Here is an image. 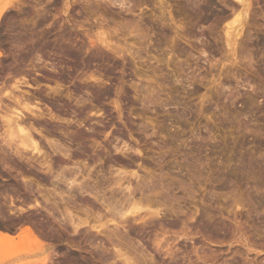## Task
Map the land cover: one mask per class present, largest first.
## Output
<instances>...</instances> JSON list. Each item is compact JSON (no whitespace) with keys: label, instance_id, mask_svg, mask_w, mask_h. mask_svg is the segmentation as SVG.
<instances>
[{"label":"rangeland","instance_id":"374dc122","mask_svg":"<svg viewBox=\"0 0 264 264\" xmlns=\"http://www.w3.org/2000/svg\"><path fill=\"white\" fill-rule=\"evenodd\" d=\"M86 1L84 4L83 0H70L76 3L75 8L71 4L73 10L70 9L69 4L67 10L64 0H34L35 4L33 0H0V9L9 6L8 15L0 17V72L8 77L0 85V102L5 107L8 105V110L0 105L8 113L3 110L0 115L26 116V97L20 98V92H33L23 84L26 63L31 61L38 69L36 73L48 75L45 81L29 71L39 81L40 91L45 94L49 88H56L58 94L44 97L40 109L46 112L50 107L53 114L62 116V122L66 120L60 123L63 127L69 121V127L64 130L61 127V131L57 124L56 137L58 142L61 140L62 152L68 150L65 153L70 155L67 170L73 171L78 183L87 182L90 189L88 193L77 194L71 202H66V198L64 203L55 196L57 190L50 194L53 185L48 182L23 183L20 177L26 176V165L16 163L11 170L17 172H13L0 164L3 169L0 170V232L13 237L12 242L0 245V264H27L26 261L31 264L33 259L50 254L56 259L52 264L73 261V264H86L90 259L86 258L88 252H93V248L81 244L86 252L79 251L63 238H52L62 222L67 220L63 224H68L71 217L75 222L86 223L79 232L89 231L92 235H88L96 238L95 248L109 257L107 264H264V0H247L246 27L232 49L227 47L224 37L225 22L231 19L232 8L237 6L232 0H206L214 4L206 15L197 11L188 13L183 0ZM42 9L51 12L45 16L47 21L40 17L45 15ZM31 21L35 26L30 25ZM29 28L35 35L33 43L27 41ZM103 33L106 41L110 36L113 39L108 41L111 50L98 42L103 39ZM69 39L71 42L66 43ZM92 41L95 47L90 51ZM31 45L37 54L26 59ZM81 46L91 48L83 50ZM100 50L106 51L105 57L99 55ZM118 51H123V58L120 54L113 55ZM37 55L45 60L46 68L36 62ZM50 63L56 64L57 75L49 72ZM21 70L25 71L24 75ZM76 120H80L79 126ZM14 136L19 137H16L19 146L26 144L20 143V134ZM114 147H123L122 154L115 152ZM117 158L127 161V166L121 167ZM8 165L12 166V162ZM17 166L21 168L17 170ZM119 171L126 173L121 175L124 178L121 188L127 181L131 190L140 187V192L137 188L134 193L136 199L141 198L137 199L142 208L139 215L145 216L147 207L151 212L158 211V215L150 219L146 215L143 221L135 223L127 219L126 223L129 215L117 227L108 223L109 231L92 230V225H98L96 220L107 213L106 204L101 203H107L111 191L116 190H108L104 180ZM12 174L13 178L18 176L16 182ZM26 196L40 201L45 210L39 211L43 228L36 227L43 242L38 247L47 250L44 254H30L27 250L33 248L27 249L28 241L21 237L28 215L33 213L31 208L27 210L33 199L28 201ZM42 197L54 203L47 205ZM116 250L125 254L128 262L117 259ZM70 255H80L82 262L75 257L68 260ZM89 263L100 264L92 260Z\"/></svg>","mask_w":264,"mask_h":264},{"label":"bare ground","instance_id":"6f19581e","mask_svg":"<svg viewBox=\"0 0 264 264\" xmlns=\"http://www.w3.org/2000/svg\"><path fill=\"white\" fill-rule=\"evenodd\" d=\"M58 1V0H57ZM70 0H64V3H63V5H64V9H67L68 7H69V4H70V6H71V4L72 3H70L69 2ZM84 1V4H86L85 3V0H83ZM88 1V0H87ZM86 1V2H87ZM233 1V3L234 4H236L237 6L236 7H233L232 8V14H231V19L229 20V21H227V22H225V24H226V29H225V36L224 37H226L225 39H226V42L225 43H227V47L229 48L230 47V49H232V47H234L235 46V43L236 42H238L237 41V39L236 38H238V37H240V35H242L241 33H242V31H244L243 29H244V26L246 27V17H247V13H248V11H249V3H247L248 1L247 0H232ZM19 2V1H18ZM33 2H34V0H33ZM75 2H76V0H75ZM79 2V1H78ZM77 2V3H78ZM89 2V1H88ZM183 2V7L186 9H184L185 11H187L188 13H193V12H196L197 11V13L198 12H201V14H203L204 13V15H206L205 13H207V12H209L211 9H212V7H213V3L212 2H209V1H206V0H183L182 1ZM34 4H35V2H34ZM33 4V5H34ZM38 4V3H37ZM36 4V5H37ZM47 4V3H46ZM52 4H54V3H52ZM59 4V3H58ZM76 4V3H75ZM75 4L73 3L72 4V6L74 7L75 6ZM213 4V5H212ZM18 5H19V3H18ZM62 5V4H61ZM88 5V4H87ZM89 5H90V3H89ZM231 5H233V4H231ZM14 6V5H13ZM13 6H12V8H13ZM21 6V5H20ZM27 6V5H26ZM31 6V5H30ZM40 6V5H39ZM53 6V5H52ZM71 6V8L70 9H72L73 10V7ZM86 6V5H85ZM235 6V5H234ZM17 7V6H16ZM58 7V6H57ZM84 7V6H83ZM19 8V7H18ZM17 8V9H18ZM49 8V7H48ZM47 8V9H48ZM75 8V7H74ZM215 8V7H214ZM7 9H9V6H4V7H1V9H0V17L4 14L5 15V13H6V15H8L7 14ZM11 9V8H10ZM16 9V10H17ZM34 9V8H33ZM32 9V10H33ZM47 9H45V10H47ZM51 9H52V7H51ZM89 9V8H88ZM44 9H42V11L44 12H42L41 10H39V11H41V13H43V14H45V15H43V16H40V17H44V20L45 21H47L45 18V16L47 15V14H49L50 15V13H48L49 12V10H47V11H45ZM56 10V9H55ZM68 10V9H67ZM213 10V9H212ZM12 11H15L14 9L12 10ZM20 11V10H19ZM35 11V10H34ZM215 11V10H214ZM9 12V11H8ZM69 12H70V10H69ZM72 12V11H71ZM86 12H87V10H86ZM31 13V12H30ZM11 14V13H10ZM39 14H40V12H39ZM58 14V13H57ZM86 14V13H85ZM89 14V13H88ZM87 14V15H88ZM211 14H214V13H211ZM3 15V16H4ZM6 15H5V17H6ZM15 15V14H14ZM27 15V14H26ZM36 15V14H35ZM38 15V14H37ZM36 15V16H37ZM41 15V14H40ZM55 15V14H54ZM67 15V14H66ZM74 15V14H73ZM36 16H35V18H36ZM61 16V15H60ZM68 16V15H67ZM91 16V15H90ZM12 17H13V15H12ZM15 17V16H14ZM27 17V16H26ZM31 17V16H30ZM89 17V16H88ZM227 17H230V15L229 16H227ZM227 17H225V19L227 18ZM9 18V17H8ZM52 18H53V16H52ZM56 18H58L57 16H56ZM69 18V17H68ZM2 19H3V17H2ZM42 18H40V20H41ZM53 19H55V17L53 18ZM51 20V22H53V21H55V20ZM70 19V18H69ZM87 19V18H86ZM9 20H10V18H9ZM26 20V19H25ZM29 20H33V22H34V19H29ZM89 20V19H88ZM14 21V20H13ZM12 21V22H13ZM19 21H20V19H19ZM22 21V20H21ZM45 21H43V23L45 22ZM62 21V20H61ZM60 21V22H61ZM67 21V20H66ZM5 22V21H4ZM22 22H24V19H23V21ZM27 22V21H26ZM32 22V21H31ZM30 22V23H31ZM29 23L30 25H32V26H35L34 25V23ZM37 22V21H36ZM35 22V23H36ZM49 22V21H48ZM59 22V23H60ZM63 23H64V20L62 21ZM73 22V21H72ZM71 22V23H72ZM38 23V22H37ZM36 23V24H37ZM74 23V22H73ZM15 24H16V22H15ZM22 24V23H21ZM25 24V23H24ZM62 24V23H61ZM97 24V23H96ZM98 24H100V23H98ZM50 25V24H49ZM55 25V24H54ZM60 25V24H59ZM63 25V24H62ZM64 25H65V23H64ZM64 25H63V27H64ZM72 25H74V24H72ZM72 25H71V27H72ZM9 26V25H8ZM41 26H43V25H41ZM56 26V25H55ZM54 26V27H55ZM58 26V25H57ZM75 26V25H74ZM14 27V26H13ZM17 27V26H16ZM96 27V26H95ZM99 27V26H98ZM101 27V26H100ZM104 27V26H103ZM8 28V27H7ZM39 28V27H38ZM60 28V27H59ZM22 29V28H21ZM32 29V28H31ZM37 29V28H36ZM53 29V28H52ZM104 29V28H103ZM106 29V28H105ZM224 29H222V30H224ZM15 30V29H14ZM13 30V31H14ZM26 30H27V28H26ZM33 30V29H32ZM70 30V29H69ZM18 31V30H17ZM57 31V30H56ZM63 31V30H62ZM104 32H106L105 30H103ZM30 32H31V35H30ZM44 32V31H43ZM54 32V31H53ZM59 32V31H58ZM0 33H2V32H0ZM25 33H27L26 31H25ZM34 33H36V32H34ZM63 33V32H62ZM224 33V32H223ZM17 34V33H16ZM57 34V33H56ZM69 34H70V32H69ZM68 34V35H69ZM8 35V34H7ZM22 35V34H21ZM30 37H29V36ZM28 35H27V41L29 40L31 43H33V33H32V31H30V28H29V30H28ZM48 35H50V34H48ZM54 35V34H53ZM66 35V34H65ZM102 36H103V39H99L98 40V38H97V40H98V42H100V45H102L104 48H108L109 50H111L112 49V46H108V41H110V39H112V37L110 36V39H108V41H106V39H104V33L103 34H101ZM106 35H110V34H108L107 32H106ZM106 35H105V37H106ZM35 36V35H34ZM62 36V35H61ZM107 36V37H108ZM114 36V35H113ZM21 37V36H20ZM39 37V36H38ZM37 37V38H38ZM41 37V36H40ZM69 37H71L70 35H69ZM68 37V38H69ZM106 37V38H107ZM13 38H14V36H13ZM23 38H25V36L23 37ZM43 38V37H42ZM48 38V37H47ZM109 38V37H108ZM16 39H17V37H16ZM36 39V38H35ZM46 39V38H45ZM63 39V38H62ZM64 39H66L67 40V38H64ZM73 39V38H72ZM24 40V39H23ZM38 40H39V38H38ZM42 40V39H41ZM65 40V41H66ZM71 39H69L66 43H68L69 41H70ZM90 40V39H89ZM113 40V39H112ZM40 41V40H39ZM63 41V40H62ZM64 41V42H65ZM91 41V40H90ZM89 41V42H90ZM26 42V41H25ZM45 42V41H44ZM71 42V41H70ZM73 42H74V39H73ZM93 42V43H92ZM89 45L90 46H92V48L91 47H89V46H87L88 47V49H90V51L95 47V42L94 41H92ZM114 42V41H113ZM10 43V42H9ZM24 43V42H23ZM28 43V42H27ZM46 43V42H45ZM52 43V42H51ZM47 44V43H46ZM55 44V43H54ZM64 44V43H63ZM76 44H77V42H76ZM92 44H94V46L92 45ZM97 44H99V43H97ZM110 44V43H109ZM114 45H115V43H113ZM17 45V44H16ZM77 45H79V44H77ZM237 45V44H236ZM41 46V45H40ZM80 46V45H79ZM83 46V45H82ZM81 46V48L84 50L85 48H87V47H82ZM19 47V46H18ZM73 47V46H72ZM78 47V46H77ZM14 48V47H13ZM25 48V47H24ZM66 48V47H65ZM80 48V49H81ZM15 49V48H14ZM17 49V48H16ZM19 49V48H18ZM30 50H28V53H27V55H26V59L27 58H30L32 55H34V57L33 58H35V55L37 54V53H35V49H34V47L31 45V47L29 48ZM46 49V48H45ZM75 49H76V47H75ZM78 49V48H77ZM76 49V50H77ZM101 49V48H100ZM103 49V48H102ZM118 49H121V48H118ZM123 49V48H122ZM262 49H264V47L262 48ZM9 50V49H8ZM37 50V52H38V49H36ZM61 50V49H60ZM67 49H65V51H66ZM79 50V49H78ZM95 50V49H94ZM109 50L107 51V52H109ZM114 50H116L117 51V49H114ZM64 51V52H65ZM98 50L96 49V52H97ZM105 51V50H104ZM103 51V52H104ZM4 52V51H3ZM22 52V51H21ZM77 52V51H76ZM101 50L99 51V55L101 54L102 56H104L105 57V53H103V52H101ZM106 52V51H105ZM234 52V50L232 51V53ZM1 53V52H0ZM17 53V52H16ZM25 53H26V51H25ZM60 53V52H59ZM74 53V52H73ZM120 54V56H122V54L121 53H123V51L122 52H120V51H118V52H114L113 53V55L114 54ZM11 54V53H10ZM15 54V53H14ZM22 54V53H21ZM58 54V53H57ZM62 54V53H61ZM92 54V53H91ZM95 54V53H94ZM94 54H92V55H94ZM104 54V55H103ZM236 54V53H235ZM234 54V55H235ZM2 55H4V54H2ZM1 55V57H3ZM6 55V54H5ZM43 55V54H42ZM98 54H97V57L99 56ZM112 55V56H113ZM117 55V56H118ZM123 55H124V53H123ZM17 56V55H16ZM38 57H36V62H38V63H43V67H45L46 66V63L44 62L45 60H41V57H39V55H37ZM56 56V55H55ZM95 56H96V54H95ZM116 56V57H117ZM227 56H229V54L227 55ZM232 56V55H231ZM230 56V57H231ZM236 56V55H235ZM15 57V56H14ZM21 57V56H20ZM108 57V56H107ZM110 57V56H109ZM124 56H122L121 58H123ZM19 58V57H18ZM99 58V57H98ZM101 58V57H100ZM115 58V57H114ZM120 58V59H121ZM232 58H233V56H232ZM16 59V58H15ZM109 59V58H108ZM124 59H126V58H124ZM235 59V58H234ZM51 60V59H50ZM56 60V59H55ZM6 61V60H5ZM19 61V60H18ZM26 61H28V60H26ZM52 61V60H51ZM105 61V60H104ZM10 62V61H9ZM17 62V61H16ZM122 62H124V61H122ZM126 62V61H125ZM236 62V61H235ZM11 64V63H10ZM14 64H16V63H14ZM18 64H20V63H18ZM25 64V63H24ZM51 64V65H50ZM49 65H50V68H48L50 71L49 72H51V73H53L54 75H57L58 73H57V68L54 66V65H56V64H52V63H50ZM7 66V65H6ZM11 66V65H10ZM9 66V67H10ZM12 67V66H11ZM58 67H60V66H58ZM36 67L33 65V63L31 62V61H28L27 63H26V83H23V84H25V86H26V88L27 89H29V88H31V90H33V92H29V91H24V93L21 91L20 93H22L21 95V97L20 98H22V97H26L25 99H26V116L24 115V114H21V113H14V114H12V116L11 117H4L3 115H0V130H2V132H0V164L2 165V167L4 166H6L4 169L6 170V169H8V171L9 170H11V169H13L14 170V168H13V165H15L16 163L18 164L19 163V165L20 164H22V165H20V166H22L23 167V165H26V176L25 177H20V180L23 182V183H26L27 185L28 184H31L30 182H39V183H41V181L42 182H48V183H50L51 185H53V190L52 191H50V190H48V189H46V190H48V191H50V194L51 193H53V194H55L54 192H56V190H57V194H55V196H58L59 198H60V201H64V203H66V202H71V201H73L74 200V198L76 197V195L78 194V196H79V194H83V193H88V189H89V186H87V182H86V184H82L81 182L80 183H78L77 182V180H76V176L75 175H73V171H68L69 170V168H70V166L69 165H67L68 163V161L70 160V155L68 156V154H66L67 152H68V150H65V152L63 153L62 152V150H63V145L62 144H60V141L61 140H59V142L56 140L57 138V135H58V133H59V131H57L59 128H57L58 126H57V124L59 123V127H60V131H61V127H63L60 123H66L65 121H63L62 122V120L63 119H61L60 117H62V116H60V115H58L57 116V114H53V111L51 112L50 110H49V108H46V112L45 111H43V110H41L42 109V105H41V101H42V99L45 97H49V95L50 94H54V95H56L57 94V89L56 88H54V89H50L49 88V91L48 92H46V91H44V92H46L45 94L43 93V92H41L40 91V83H39V81L37 80V79H35L34 77L32 78L31 76H30V72H32V71H34L35 73H36V71L38 70V69H35ZM46 68V67H45ZM29 69V70H28ZM13 70V69H12ZM59 70V69H58ZM30 71V72H29ZM40 71V70H39ZM13 72V71H12ZM18 72V71H17ZM25 71L23 70H21V72L20 73H24ZM34 72H33V74H34ZM42 72V71H41ZM47 72V71H46ZM45 72V73H46ZM19 73V74H20ZM57 73V74H56ZM16 74V73H15ZM18 74V73H17ZM38 76H40L41 78H45V81L47 80L48 81V78L46 79V77L48 76H43V75H45V74H39L38 72L36 73ZM48 74V73H47ZM53 74H51L53 77H54V75ZM24 75V74H23ZM36 75V76H37ZM14 77H15V75H14ZM18 77V76H17ZM23 77V76H22ZM51 77V76H50ZM24 78V77H23ZM41 78H39V79H41ZM57 78V77H56ZM55 78V79H56ZM92 78V77H91ZM50 80H51V78H50ZM52 80H53V78H52ZM41 81V80H40ZM55 82H56V80H54ZM58 81V80H57ZM5 82V81H4ZM54 82V83H55ZM51 83H52V81H51ZM57 83V82H56ZM60 84V83H59ZM50 85V84H49ZM22 86H24V85H22ZM59 87V86H58ZM4 88V87H3ZM40 88V89H39ZM61 88V87H60ZM18 89V88H17ZM0 90H2V89H0ZM20 90H21V87H20ZM1 92V91H0ZM26 92V93H25ZM20 93H18V94H20ZM59 93V92H58ZM0 94H2V93H0ZM17 94V93H16ZM58 95V94H57ZM8 96H10V95H8ZM7 96V97H8ZM57 97V96H56ZM1 98V97H0ZM9 98H11V96L9 97ZM24 99V98H23ZM55 99V98H54ZM52 100V99H51ZM4 101V100H3ZM11 101V100H10ZM55 101V100H54ZM80 102V101H79ZM2 102H0V104H1ZM13 103H14V101H13ZM81 103H83V102H81ZM53 104V103H52ZM78 104V103H77ZM2 105L4 106V104L2 103ZM2 105H0V114H1V112H2V114H3V110L4 111H7L8 110V108H7V106L5 107V109H7V110H5V109H3L4 107H2ZM6 105V104H5ZM79 105V104H78ZM84 105V104H83ZM45 106V105H44ZM55 106V105H54ZM53 106V107H54ZM81 106V105H80ZM79 106V107H80ZM40 107H41V109H40ZM78 107V108H79ZM77 108V109H78ZM56 109V108H55ZM82 109H83V106H82ZM85 109V108H84ZM83 109V110H84ZM87 109V108H86ZM81 110V109H80ZM79 111V110H78ZM60 112H61V110H60ZM6 113V112H5ZM4 113V114H5ZM7 113H8V111H7ZM6 113V115H9V114H7ZM12 112H10V114H11ZM56 113V112H55ZM57 113H59V112H57ZM75 113V112H74ZM76 113H77V111H76ZM82 115V114H81ZM58 118H60V119H58ZM88 120V119H87ZM90 120V119H89ZM77 121V120H76ZM80 120H78L76 123H77V125L79 124L78 122H79ZM91 121V120H90ZM68 123L66 124V126H67V128L69 127V121H67ZM84 122V121H83ZM74 124H75V121H74ZM81 124V123H80ZM79 124V125H80ZM61 125V126H60ZM65 125V124H64ZM78 125V126H79ZM65 126V127H66ZM65 127H63V130H64V128ZM81 127V126H80ZM63 130H62V132H63ZM20 134V136H21V139L20 140H22V141H20V143L22 142H25L26 144H22V145H18V136H14L15 134ZM63 136H64V134H62ZM79 136H81V138H82V136L84 137V135H79ZM16 137H18L17 139H16ZM67 137V136H66ZM85 137H86V135H85ZM59 138H61V137H59ZM62 139V138H61ZM71 139V138H70ZM65 140V139H64ZM68 140V139H67ZM66 143V142H65ZM62 145V146H61ZM123 145H124V143H123ZM122 145V146H123ZM126 145H124V147H125ZM127 147V146H126ZM123 148V147H122ZM122 148H117V147H114V151L115 152H119L120 154H122ZM64 149H66V148H64ZM101 153L102 152H99V155H101ZM124 154V153H123ZM198 155V154H197ZM97 156H98V154H97ZM195 157V156H194ZM197 157V156H196ZM189 158V157H188ZM195 159V158H194ZM129 161V160H128ZM131 161V160H130ZM198 161V160H197ZM12 162V166L11 165H8V164H10ZM127 162V161H126ZM126 162L124 161V160H122V159H119V158H117V163L118 164H121L120 166L122 167V166H124V165H126ZM132 162V161H131ZM130 162V163H131ZM14 163V164H13ZM128 163V162H127ZM188 163V162H187ZM190 163V162H189ZM193 163V162H192ZM191 163V164H192ZM0 165V166H1ZM18 167L17 166V170H19L18 168H21V167ZM67 166H69V168H67ZM127 166V165H126ZM129 166V165H128ZM25 167V166H24ZM188 167L190 168L191 166L189 165V166H187L186 167V169H188ZM54 168H57L58 170H54ZM2 168H0V170H1ZM68 169V170H67ZM3 170V169H2ZM13 170H11V171H13ZM15 170H16V167H15ZM193 170L195 171V168H193ZM8 171H4V172H7L8 173V175H9V172ZM10 171V172H11ZM13 172H17V171H13ZM117 172V171H116ZM120 172V173H119ZM118 173H114V177H112V176H110L109 178H107V179H105L104 180V186H105V184H106V187H108L107 189L109 190V188H110V191L112 190V188L113 189H115L116 188V190H112L111 191V195H110V197H109V199H107V203H101L102 204V206H103V204H106L104 207H105V209H106V211L105 212H107L106 214H103L102 216L105 218V222L104 223H102V224H99V222L102 220V219H104L103 217H101V220H96V222L95 223H97L98 225L97 226H95V225H92V227H91V229L93 230H96L97 228H100L101 230H99V232L101 231L102 232V228H103V230H104V232H105V230H107L108 229V231L110 230L109 229V227H107L108 225V223H111V225L112 226H114V227H117V225L120 223V220L122 221V220H124L125 218L124 217H126V216H129V215H131V217L129 216V218L128 217H126V223H127V219H128V221H134V223H135V221H139V220H141V221H143V218L146 216V215H148V218L150 219V218H154L156 215H158V211H152L151 212V210H150V208L149 209H145L144 211H146V213H148V214H146L145 213V216H143L142 217V215L140 216L139 215V213L141 212V210H142V208L141 207H139L138 206V204H139V200H137V199H141V198H135V195L136 194H134V193H136V191H137V188H139V192H140V187H136V190H131L130 189V187H129V185H130V183H129V181H127L128 183H127V185L124 187V188H121L122 186H123V183H121V182H124V178L121 176V175H125L126 173H124L123 172V174H122V172L121 171H119ZM20 173L21 174H24V172H22V171H20ZM134 175L135 174H133V175H131V177L133 176L134 177ZM22 176V175H21ZM24 176V175H23ZM68 176V178L67 179H65L66 177ZM75 176V177H74ZM2 177V176H1ZM9 177H11V173H10V176ZM18 176H16V178H17ZM3 178V177H2ZM12 178H13V174H12ZM12 178H10V179H12ZM16 178H15V176H14V178L12 179V180H14V182H16ZM7 180V179H6ZM5 180V181H6ZM19 180V181H20ZM8 181V180H7ZM11 181V180H10ZM17 181H18V179H17ZM20 181V182H21ZM85 181V180H84ZM4 182V181H3ZM12 182V181H11ZM58 182V183H57ZM105 182H107V183H105ZM138 182V181H137ZM5 184V183H4ZM37 184V183H36ZM138 184V183H137ZM9 185V184H8ZM18 185V184H17ZM33 185V184H32ZM39 185L40 184H37L36 186H38L39 187ZM139 185V184H138ZM10 186V185H9ZM25 186V185H24ZM30 187L29 188H31V185H29ZM63 186V187H62ZM103 186V185H102ZM140 186V185H139ZM12 187V186H11ZM142 187V186H141ZM6 188V187H5ZM17 188V187H16ZM24 188V187H23ZM25 188H27V187H25ZM29 188H27L26 190H28ZM42 188V187H41ZM93 188V187H92ZM54 189H55V191H54ZM25 190V191H26ZM30 190V189H29ZM36 190V189H35ZM42 190V189H41ZM45 190V191H46ZM90 190V189H89ZM18 191V190H17ZM22 191V190H21ZM24 191V190H23ZM32 191V190H31ZM20 192V191H19ZM27 192V191H26ZM40 192V191H39ZM122 192H125V193H123L122 194ZM22 193H24V192H22ZM41 193H42V191H41ZM40 193V194H41ZM48 193V197L51 199V195L49 194V192H47ZM141 193H142V191H141ZM38 194V193H37ZM53 194H52V196H53ZM120 194H122V195H120ZM21 195V194H20ZM30 195V193L28 194V196ZM33 195V194H32ZM44 195H46V194H44ZM89 195V194H88ZM34 196V195H33ZM41 196V195H40ZM55 196H53V197H55ZM141 196V195H140ZM57 197V198H58ZM25 198V197H24ZM28 198V201L30 200V198L31 199H33V197H27L26 196V198L25 199H27ZM44 198V199H43ZM56 198V197H55ZM64 198V200H62ZM67 198V201L65 202V199ZM41 199H43V202L44 203H48V204H50L52 201H49V199L48 198H45V197H42ZM12 200V199H11ZM69 200V201H68ZM23 201V200H22ZM14 202V201H13ZM12 202V203H13ZM30 202H33V204H31V206L29 207V208H27V206H26V208H27V210H29L30 208H31V212H33L32 214H31V216L29 217V215H28V219H27V221H26V225L24 226V228H23V232H22V238H23V240H26V241H28V244H27V249H29L28 247H31V248H33V249H29V250H27V251H31V253L30 254H32V255H34L35 253H39V254H44V252H47V250L46 251H43V249L41 248V247H38V245H39V243L40 244H42L43 242H41L39 239V237L37 236V235H39V234H37V231H36V227L39 229V227H42V221L43 220H41L40 218H41V215L42 214H40L39 213V211L40 210H43L44 209V207L42 206V204L40 203V201H38V200H36V199H33V200H30ZM50 202V203H49ZM11 203V202H10ZM29 203V202H28ZM43 203V204H44ZM52 203H54V202H52ZM60 203V202H59ZM146 203H147V201H146ZM47 204V205H48ZM56 204V203H55ZM55 204H54V206H55ZM148 204V203H147ZM11 205V204H10ZM12 206V205H11ZM53 206V205H52ZM46 207V206H45ZM56 207V206H55ZM54 207V208H55ZM10 208V207H9ZM56 208H59L58 206L56 207ZM4 209V208H3ZM2 209V210H3ZM8 209V208H7ZM21 209V208H20ZM47 209H49V208H47ZM51 209V208H50ZM104 209V210H105ZM12 210V209H11ZM15 210V209H14ZM23 210V209H22ZM103 210V211H104ZM19 211V210H18ZM43 211H45V210H43ZM53 211H55V210H53ZM57 211V210H56ZM140 211V212H139ZM21 212H23V211H21L20 210V212H18L19 214H21ZM25 212V211H24ZM59 212V211H58ZM104 212V213H105ZM11 213V212H10ZM37 213L38 214H40V215H38L37 216ZM13 214V213H12ZM11 214V215H12ZM27 214V213H26ZM30 214V213H29ZM24 215V214H23ZM62 215V214H61ZM13 216H15V215H13ZM12 216V217H13ZM40 216V217H39ZM69 215H67V219H69V217H68ZM37 217H39V219L40 220H37L38 218ZM52 217V216H51ZM61 217V216H60ZM71 217V216H70ZM100 217L98 218V219H100ZM14 218V217H13ZM15 218H16V216H15ZM14 218V219H15ZM22 218V217H21ZM27 218V217H26ZM64 218H65V215H64ZM64 218H63V220H64ZM123 218V219H122ZM23 219V218H22ZM74 219V218H73ZM129 219H131V220H129ZM119 220V221H118ZM125 220L124 221H122V223L123 222H125ZM21 221H23V220H21ZM48 221V220H47ZM64 221H66L65 223H67V220H64ZM63 221V222H64ZM118 221V222H117ZM16 222V221H15ZM57 222V221H56ZM63 222H62V226L63 225H65V224H63ZM68 224H66V225H68V227L66 226H64V227H61V225H60V227H59V230H57V232H55V234L53 235V237L52 238H54V236L56 237V238H58V239H64V240H66V242L72 247V248H76V250L78 249L79 251L80 250H82V249H84L85 247L87 248V247H90V248H93V252H88V254H89V256H87L86 258L87 259H89L88 261L90 262V260H92L93 262H96V263H100V264H102V263H106V262H108L109 261V257L106 255H104V253L102 252V253H98L97 252V250H96V248H95V246L97 245L96 244V241L94 240V239H96L94 236H93V238H92V236H90V235H92V234H90L89 233V231H88V234H90V235H88V234H86V233H84L85 231H82L81 233L79 232V230H81L80 228H82V226L84 225V224H86L85 222H81L80 220H78V221H74V220H72V217L68 220ZM12 223V222H11ZM46 223V222H45ZM59 223V222H58ZM126 223H124V224H126ZM131 223V222H130ZM133 223V222H132ZM15 224V223H14ZM24 224H25V222H24ZM47 225V224H46ZM49 226V225H48ZM120 226V225H119ZM118 226V227H119ZM113 227V228H114ZM43 228V227H42ZM52 228V227H51ZM61 228V229H60ZM87 228V227H86ZM85 228V229H86ZM1 229V228H0ZM118 229V228H117ZM88 230H90L89 229V226H88ZM115 230H116V228H115ZM107 231V232H108ZM111 231H113V230H111ZM87 232V231H86ZM100 232V233H101ZM54 233V232H53ZM109 233H111V232H109ZM70 236H69V235ZM112 234V233H111ZM243 234V233H242ZM245 234V233H244ZM21 235V234H20ZM66 235L67 236H69V239H66L65 237H66ZM81 235H83L81 238L79 237V236H81ZM237 236V235H236ZM240 236H242V235H240ZM244 236V235H243ZM21 237H19V238H21ZM238 237V236H237ZM236 237V238H237ZM21 238V239H22ZM26 238V239H25ZM56 238H54V239H56ZM241 237H238V239L239 240H242V239H240ZM246 238V237H245ZM20 239V240H21ZM43 239V238H42ZM57 239V240H58ZM62 239V240H63ZM244 240V239H243ZM248 240V239H247ZM13 241V237L12 236H10L8 233H4V232H0V245H1V243H2V245L3 244H5L6 242H12ZM25 241V242H26ZM39 241V242H38ZM237 241V240H236ZM244 241H246V239L244 240ZM30 242H31V244H32V246H31V244H30ZM60 242H61V240H60ZM240 242V241H239ZM34 244V245H33ZM81 244H84V248L82 247V249H81V247H80V245ZM252 245V244H251ZM37 246V247H36ZM243 246H245V244L243 245ZM35 247V248H34ZM71 247H69V248H71ZM68 248V249H69ZM250 248V247H249ZM67 249V248H66ZM114 249V248H113ZM85 250V249H84ZM96 250V251H95ZM64 252H66L65 250H63ZM88 251V250H87ZM92 251V250H91ZM168 251H170L169 249H168ZM84 252H86V250L84 251ZM68 253H70L71 254V251L70 252H68ZM94 253V254H93ZM115 253H116V255H115V257L117 258V259H119V260H121V261H123V262H128V260H127V258H125L126 256H125V254H121L120 253V251L119 250H116L115 251ZM46 254V253H45ZM47 254H50V253H47ZM64 254V253H63ZM62 254V255H63ZM66 254V253H65ZM64 254V255H65ZM72 254H73V252H72ZM71 254V255H72ZM27 255H29V254H27ZM61 255V254H60ZM69 256L68 258L67 257H64V258H66V259H68V260H71L72 259V261H73V259H74V257L75 256ZM87 255V254H86ZM94 255V256H93ZM30 256V255H29ZM45 256V255H44ZM43 256V257H44ZM55 256V255H54ZM67 256V255H66ZM82 256V255H81ZM63 257V256H62ZM79 257H80V255H79ZM79 257H75L76 259L77 258H79ZM83 257V256H82ZM89 257V258H88ZM81 258V257H80ZM79 258V262H82L81 261V259ZM42 259V260H41ZM41 259H38V260H35V261H37L36 263H35V261H34V259H33V261L31 262V264H52L53 263V260L55 259L54 257H53V255H46L44 258H41ZM84 259V257L82 258V260ZM56 260V259H55ZM78 260V259H77ZM85 260V259H84ZM39 261V262H38ZM87 261V262H88ZM27 262V264H29L28 263V261H26ZM34 262V263H33ZM57 262V261H56ZM67 262H69V261H67ZM75 261H73V263H74ZM86 261H85V263L86 264H90L89 262L87 263ZM62 263H63V261H62ZM72 262H71V264H73ZM63 264H65V263H63ZM75 264H77V263H75ZM107 264V263H106Z\"/></svg>","mask_w":264,"mask_h":264},{"label":"flooded vegetation","instance_id":"af4514ba","mask_svg":"<svg viewBox=\"0 0 264 264\" xmlns=\"http://www.w3.org/2000/svg\"><path fill=\"white\" fill-rule=\"evenodd\" d=\"M7 74L0 72V85H3L4 81L7 79Z\"/></svg>","mask_w":264,"mask_h":264}]
</instances>
